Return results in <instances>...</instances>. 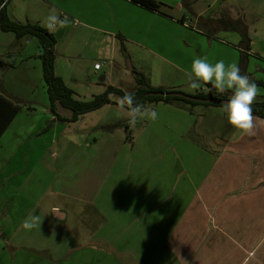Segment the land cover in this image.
I'll list each match as a JSON object with an SVG mask.
<instances>
[{"label":"crops","instance_id":"crops-1","mask_svg":"<svg viewBox=\"0 0 264 264\" xmlns=\"http://www.w3.org/2000/svg\"><path fill=\"white\" fill-rule=\"evenodd\" d=\"M153 1L159 10L131 0H5L14 22L48 29L53 9L69 18V26L48 31L56 41L54 72L80 101L109 86L131 91L132 69L152 87L196 94L185 71L198 56L239 66L245 55V75L264 83V0ZM38 52L36 39L0 30V204L12 201L3 196L10 183L21 188L33 180L42 189L30 211L40 217L37 226L22 227L32 215L10 234L2 224L6 243L53 259L87 248V264H264L263 119L254 122V135H241L222 107L159 102L145 106L158 112L156 121L132 126L125 117L93 136L81 131L85 118L117 108L115 96L75 123L58 121L49 111ZM258 87L255 101L264 100ZM14 107L20 110L11 118ZM57 112L70 117L60 107ZM31 149L38 158L28 172ZM60 155V167L45 162ZM63 231L74 242L87 239L65 246Z\"/></svg>","mask_w":264,"mask_h":264},{"label":"trees","instance_id":"trees-1","mask_svg":"<svg viewBox=\"0 0 264 264\" xmlns=\"http://www.w3.org/2000/svg\"><path fill=\"white\" fill-rule=\"evenodd\" d=\"M132 2L139 4L150 10H159L160 5L153 0H131ZM236 22V21H235ZM239 24V22H237ZM234 25V24H233ZM237 28V27H236ZM0 30L2 32H10L12 33L16 39H21L24 37H32L35 38L38 46L39 52L37 57L41 61L42 66V79L44 85L46 87V94L49 101V111L54 117L61 122L65 123H75L77 122L83 115L88 114L90 112L96 111L103 106L112 104L110 100V96L122 97L126 93H132L135 96V103L141 104L144 107L147 104L152 103H166L177 106L179 108H184L191 110L195 106H216L223 107L222 104H213V103H200L195 101H190L183 97L178 96H160L157 93H182L179 90H168L161 87H152L149 85L146 77L132 69V73L135 79V87L131 91L124 92L120 89L114 87H107L102 94L96 95L92 97L88 101H80L77 100L73 91L69 89L61 78L56 76L54 72V62H55V38L46 28H42L37 24H32L29 22L18 23L11 20L6 11V2L5 0H0ZM238 30V29H237ZM239 33L242 38V46L244 49H249L250 39L247 35V31L244 26L239 28ZM120 49L124 53V44L120 39ZM239 68L242 75H245V55H242L240 60ZM257 86H261L264 88V83L258 81H252ZM210 88V85H206ZM189 95V94H185ZM196 98L202 99H229L226 94L216 92L215 89L208 91L207 93L197 92L196 94L190 95ZM57 107L65 109L69 111L70 117L65 118L62 117L57 112ZM20 108L14 107L11 112V118ZM252 114L255 117L261 118L264 120V100L255 101L252 106ZM8 124V123H7ZM7 126V125H5Z\"/></svg>","mask_w":264,"mask_h":264},{"label":"clouds","instance_id":"clouds-1","mask_svg":"<svg viewBox=\"0 0 264 264\" xmlns=\"http://www.w3.org/2000/svg\"><path fill=\"white\" fill-rule=\"evenodd\" d=\"M70 20L67 16L63 18L55 9L45 18L46 27L55 31L57 28L69 26ZM187 87L193 91H211L215 89L219 93L230 92L231 95L223 105L222 111L226 113L227 124L241 135H254L255 121L257 117L252 114V106L261 93V89L247 75H242L237 63L226 64L223 59L215 63L209 62L207 56L195 57L190 68L185 71ZM210 85L211 87H205ZM117 108L126 112L128 123L132 126L138 120L156 121L159 114L154 109H149L141 104L135 103V96L126 93L117 98ZM264 123V122H262ZM40 220L39 216H31L22 227L31 229L37 225L34 221Z\"/></svg>","mask_w":264,"mask_h":264},{"label":"rangeland","instance_id":"rangeland-1","mask_svg":"<svg viewBox=\"0 0 264 264\" xmlns=\"http://www.w3.org/2000/svg\"><path fill=\"white\" fill-rule=\"evenodd\" d=\"M258 0H248L250 5H253L256 3ZM259 3H257L258 5ZM253 12V11H252ZM258 19L255 17L254 21L256 22ZM263 21V20H261ZM252 36V35H251ZM30 38V37H29ZM35 39V38H34ZM127 66H129V62H126ZM118 97H112V99L117 100ZM109 112H95L92 114H89L87 118H85L84 123L82 124L81 131L88 130L91 132L93 136L96 135H104L105 133L108 132L107 127L109 125H112L114 121L116 120H121L122 118L127 117L126 112H121L118 108L116 107H110L108 109ZM91 122H95V125L92 124ZM84 124H87L86 128L83 129ZM91 127L89 128V126ZM94 125V126H93ZM73 126V124H71ZM95 127V129H93ZM56 128V127H55ZM59 129V130H58ZM56 128L53 130V132H56L58 130V134L60 133V127ZM90 129V130H89ZM66 132V131H64ZM78 134H81L82 132H77ZM61 135H58L57 138L59 139ZM90 141V140H89ZM31 144H34L33 142ZM64 149H65V144H64ZM33 149L30 150V154H28L25 159L28 165V172L33 171V168L35 166V161L38 158V155L36 153L32 152ZM23 157H19V159L22 161ZM46 158V163L49 165H55L57 164L58 167L62 166L64 157L59 156L58 160L55 161L53 157L45 156ZM52 159L51 160H48ZM21 166L24 164L23 162L20 163ZM32 178L34 175V172H32ZM35 180V179H34ZM44 187V186H43ZM42 192V189L40 187H34V181L28 180V182L23 185L21 188L16 187L15 182L9 186H5L3 188V196L5 200L7 198H11L12 201L11 203L7 205L0 204V227L2 224H4V227L6 228V231L8 234L12 232V230L16 226L19 225L22 220L27 219L28 215H32L30 212L33 207L35 206V203L38 201L40 193ZM28 220V219H27ZM25 222V221H24ZM71 223L74 224V221L72 220L71 222L67 221L62 225L63 230L66 232L69 231L71 228ZM63 231L62 234L60 235V239L63 241V244L67 246L69 245H74L78 246L83 242V240H86L87 237L80 235L81 237L76 238L75 242L69 237L67 239L66 232ZM81 234V233H80ZM83 234V233H82ZM82 240V242H81ZM89 249L84 248L83 250L80 248L77 251L73 252L70 258L67 259V255L65 253H59L58 256L61 257H54L51 258V254L48 252H36V251H29L27 249H17L15 248L12 244L9 245V243H6L4 239L0 237V261L4 258L5 262L9 264H87L89 262L90 252H88ZM63 256H65L63 258ZM7 259V260H6Z\"/></svg>","mask_w":264,"mask_h":264},{"label":"water","instance_id":"water-1","mask_svg":"<svg viewBox=\"0 0 264 264\" xmlns=\"http://www.w3.org/2000/svg\"><path fill=\"white\" fill-rule=\"evenodd\" d=\"M158 95L160 96H178V97H183L185 99H188L190 101H195V102H200V103H213V104H222L224 105L228 99H218V98H214V99H202V98H196V97H193V96H190V95H185V94H182V93H165V92H162V93H157Z\"/></svg>","mask_w":264,"mask_h":264},{"label":"built area","instance_id":"built-area-1","mask_svg":"<svg viewBox=\"0 0 264 264\" xmlns=\"http://www.w3.org/2000/svg\"><path fill=\"white\" fill-rule=\"evenodd\" d=\"M99 68H100V64L99 63H95L94 64V69L98 70ZM205 87H207V86H205ZM200 92L207 93L208 91L200 90Z\"/></svg>","mask_w":264,"mask_h":264}]
</instances>
